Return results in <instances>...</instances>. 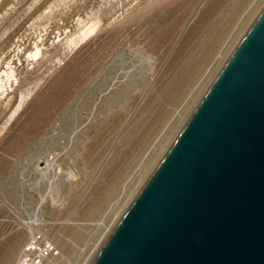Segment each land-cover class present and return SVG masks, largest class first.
<instances>
[{"label":"rangeland","instance_id":"374dc122","mask_svg":"<svg viewBox=\"0 0 264 264\" xmlns=\"http://www.w3.org/2000/svg\"><path fill=\"white\" fill-rule=\"evenodd\" d=\"M263 8L0 0V264L34 232L86 264Z\"/></svg>","mask_w":264,"mask_h":264},{"label":"water","instance_id":"95a60500","mask_svg":"<svg viewBox=\"0 0 264 264\" xmlns=\"http://www.w3.org/2000/svg\"><path fill=\"white\" fill-rule=\"evenodd\" d=\"M91 264H264V8Z\"/></svg>","mask_w":264,"mask_h":264},{"label":"built area","instance_id":"2783aa9c","mask_svg":"<svg viewBox=\"0 0 264 264\" xmlns=\"http://www.w3.org/2000/svg\"><path fill=\"white\" fill-rule=\"evenodd\" d=\"M59 249L40 232L31 233L15 264H62Z\"/></svg>","mask_w":264,"mask_h":264},{"label":"bare ground","instance_id":"6f19581e","mask_svg":"<svg viewBox=\"0 0 264 264\" xmlns=\"http://www.w3.org/2000/svg\"><path fill=\"white\" fill-rule=\"evenodd\" d=\"M75 131V130H74ZM50 132V131H49ZM49 132H47V134H49ZM52 132V131H51ZM46 134V135H47ZM76 134H77V132L75 131V132H73V133H71V135H72V140L73 139H75V136H76ZM70 136V135H69ZM50 137V136H49ZM59 142V141H58ZM59 144H61V143H59ZM169 145V144H168ZM47 158V157H46ZM45 158V159H46ZM45 166H46V172L44 173V174H40L41 175V180H40V182H38V184H42V183H44V182H46L45 184H50V182H51V179H52V175L55 173V169H56V166H57V162H56V158H53L52 157V159L49 161H47V162H45ZM39 167V166H38ZM44 171V170H43ZM41 172V171H40ZM35 188V187H34ZM132 199V198H131ZM131 199L130 200H128V202H127V204L126 205H128L129 203H130V201H131ZM114 222V221H113ZM112 224L113 223H111L110 224V228H108V230L106 231V233H105V236H104V238H102L103 239V241L100 243V244H98V246H96L95 247V249H94V251H93V253L91 254V256H90V258L87 260V262H86V264H91V261L95 258V256H96V252H98L99 250H97L100 246H101V244L102 243H105V241L107 240V238L106 237H108V235H109V231L111 230V227H112Z\"/></svg>","mask_w":264,"mask_h":264}]
</instances>
